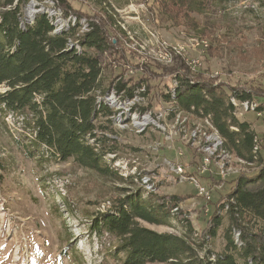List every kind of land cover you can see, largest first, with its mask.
Segmentation results:
<instances>
[{
  "label": "rangeland",
  "instance_id": "rangeland-1",
  "mask_svg": "<svg viewBox=\"0 0 264 264\" xmlns=\"http://www.w3.org/2000/svg\"><path fill=\"white\" fill-rule=\"evenodd\" d=\"M33 1L34 6H27L32 1L24 0L20 9L24 14L26 8V17L22 16L28 22L31 19L27 20L30 6L38 8L37 13L52 12L48 8L55 6L51 0ZM70 1L72 6L87 12L105 6L103 1L109 3L115 12V20L124 32L122 39L125 46L138 55L133 57L134 61L139 62L138 65L119 60V67H106L103 73L105 84L122 71L121 76L125 78L136 80L142 76L148 82L142 81L140 85L144 87L143 95L137 93L139 100L134 105L135 111L134 107L130 108L124 103L126 99L121 96L122 93L108 91L114 93L117 103L120 101V104L110 103L115 113L111 119L119 112L124 122L112 119V127L118 134L109 135L117 138L118 151L115 159L111 161L114 154H107L106 160L123 177L132 176V181L101 177L93 171L75 166L71 161L60 162L44 145L32 144V135L23 126L21 117L0 110V264H120L124 254L114 252L117 239L104 231L95 233L89 224L101 211L108 208L115 210L114 205L120 196H134L139 191H142L140 193L145 201L149 200L147 195L150 194L158 198L181 196L177 206L180 214L177 216L189 219L194 230L200 233L234 183L232 176L252 167L247 162L230 159L229 169L232 172L225 180L213 178L219 179L216 174L219 168L214 163L209 167L211 172L200 176L198 166L201 153L188 137L196 126L206 127L204 118L188 116L182 111L177 117L178 112L174 110L173 104L163 95L171 88L175 78L172 75L149 78V73L142 68L145 64L152 68L155 64L169 66L175 58H180L192 80L199 74L217 76L216 82H223L229 88L235 86L252 90L256 94L255 102L264 105V0H196V6L198 2L201 5L189 10L186 16L184 8L178 11V24H172L164 16L159 8L160 0ZM40 5L48 8H39ZM52 14L53 23L56 19H62L55 24L57 28L76 23L72 16L68 20L60 13ZM79 23L84 28L86 21L82 19ZM191 36L210 41L212 49L192 51L190 54L188 49H180V55H177L175 49L170 47L172 42L183 43ZM164 53L169 54V61L159 59L163 58ZM189 56L199 59V65L191 68L188 65ZM113 58L110 56L107 60L116 65ZM2 89L4 86H0ZM165 107L168 114L174 112V116L162 114L159 126L149 124L140 131L134 126L132 111L139 112L136 114L138 116L147 111L154 115L163 113ZM262 111L257 116L256 111L239 108L235 115L238 120L250 123L259 138L261 154H264V109ZM178 164L183 167L185 174L193 172L199 182L211 191L208 213L203 211L205 201L198 195L196 186L187 180L181 181L174 172L173 167ZM144 178L148 179V184L141 181ZM57 192L66 196L71 213L57 198ZM177 220L178 217L171 221L168 217L163 224L142 220L140 224L157 232L177 234ZM229 226L228 215H221L215 235L208 242L211 250H223L225 234L230 233ZM187 240L191 246L197 245L190 238ZM202 251L198 247L190 250L188 262L203 264L198 258L203 254Z\"/></svg>",
  "mask_w": 264,
  "mask_h": 264
},
{
  "label": "trees",
  "instance_id": "trees-1",
  "mask_svg": "<svg viewBox=\"0 0 264 264\" xmlns=\"http://www.w3.org/2000/svg\"><path fill=\"white\" fill-rule=\"evenodd\" d=\"M53 1L63 16L74 15L76 23L55 31L46 13H37L31 22L21 19L24 0H0V86H4L0 90V110L21 117L23 126L32 135V144L44 145L60 162L71 161L101 177L132 181V176L123 177L106 160L107 154H114L111 161L117 156V138L109 133L118 132L112 127L114 110L102 99L109 89L131 98L142 81L148 82L142 76L136 80L125 78L122 71L105 84L103 73L106 67L120 65L121 60L138 65L133 58L138 55L125 46L124 32L109 3L103 1L105 6L87 12L72 6L70 0ZM159 2L160 10L172 24L179 23L177 13L182 8L186 16L189 10L201 5L198 2L196 6V0ZM82 19L86 21L85 28L79 23ZM110 56L115 57L112 61L116 65L107 60ZM142 69L149 73V78L172 75L176 84L163 94L168 102L188 116L210 115L213 127L223 137L224 150L252 167L232 176L234 183L200 233L189 219L177 216L181 196L158 198L150 194L145 201L142 191L134 196H120L115 210L108 208L98 213L89 223L90 228L117 239L114 252L124 254L120 264H190L187 255L197 247L203 250L198 257L203 264H264V154L254 148L257 134L249 122L238 120L230 101L231 96L237 100H254L256 94L243 87L229 88L223 82H216L217 76L199 74L192 80L180 58H175L169 66L155 64L152 68L145 64ZM263 106L258 103L257 109L263 110ZM56 195L71 213L66 196L61 192ZM225 205L227 208L218 214ZM223 214L229 217L230 233L225 234L223 250L215 252L208 242L214 237ZM168 217L170 221L178 217L177 234L157 232L140 224L141 220L163 224ZM187 238L197 245L191 246Z\"/></svg>",
  "mask_w": 264,
  "mask_h": 264
},
{
  "label": "built area",
  "instance_id": "built-area-1",
  "mask_svg": "<svg viewBox=\"0 0 264 264\" xmlns=\"http://www.w3.org/2000/svg\"><path fill=\"white\" fill-rule=\"evenodd\" d=\"M31 1L32 2H30V3L35 4L33 0H31ZM51 1H52L51 3H54V5L56 4L53 0H51ZM30 3H28L27 6ZM55 6H57V5H55ZM55 6L48 8V7H44L43 5H40L39 8H48V9L52 10V13L62 14L61 9L58 6H57V8ZM37 9L38 8H35V12L32 14L31 17H34L37 14ZM22 15H24V18L26 17V8H25L24 14L21 13V19H24ZM69 16H74V15L69 14L67 16L68 20H69ZM155 32H157V31L155 30ZM135 33H136V29H135ZM158 33L159 32H157V35L160 38ZM160 39L162 40V38H160ZM209 46H210V41H203V40L195 39V38H193V36H191V38L190 37L187 38L185 41H183V43H179V41L175 42V43L172 42V46H170V47H173L175 49L177 55H178L180 49H188L189 54H190V52H192V51H197V50L204 51ZM199 63H200L199 59L193 58L192 56L191 57L189 56V64L188 65H190L191 68L194 65H199ZM173 84H176V81H174ZM138 89H140V91ZM138 89H136L135 94L131 98H126V97H123L121 95L124 99H126V100H124V103L127 104L129 107H134L133 108L134 110H136V107L134 106L136 103V100H139V96H137V93L140 95H143L142 91H143L144 87H141ZM137 90H138V92H137ZM230 101L234 105L236 112H237V109H239V108L243 109L244 111H248V110L256 111L257 116H260L263 112L262 110L257 109L258 104L254 100H231L230 99ZM237 107H239V108H237ZM157 114H159V115H157ZM157 114L154 113V115H153V113L151 111H147V112L142 113L143 118L145 116L150 118L149 121H145V127L149 124L159 126L158 121H159L160 116L162 114L165 116L166 115L173 116V114H168V112L166 111V107L164 108L163 113L158 112ZM205 118L208 122V125L213 126V124L210 120V115H207ZM161 126H162V128H164L163 125H161ZM188 138H189V140H191L193 142V144L197 145V147H198L197 151H199L201 153L200 165L198 166V172H199L200 176L204 175L207 172H211L210 168H209L211 166V163L216 164L217 167L219 168L216 171V174L218 175L219 179H221V180H224V178L230 172H232L229 169V167H227L226 162L223 161L221 149H215V147L212 146L211 143H209L208 139H201V137H199V135H197V133H195V135L194 134L191 135V137H188ZM254 140L256 141L257 148L260 149L259 138L257 137V135L255 136ZM171 166L173 167V165H171ZM173 170L177 174V176L180 177L181 181L187 180L196 186L198 195H200L203 198V200L205 201V204L203 205L204 206L203 211L208 213L209 212L208 204L211 202V191H209V189L206 186L201 184V182H199V180L193 174H185V170H183V167L180 164L174 166ZM175 208H177V207H175ZM226 208H227V205H225V207L223 208L222 211H220V209H219L218 214L223 212L224 209H226ZM237 233H239V232H237Z\"/></svg>",
  "mask_w": 264,
  "mask_h": 264
},
{
  "label": "bare ground",
  "instance_id": "bare-ground-1",
  "mask_svg": "<svg viewBox=\"0 0 264 264\" xmlns=\"http://www.w3.org/2000/svg\"><path fill=\"white\" fill-rule=\"evenodd\" d=\"M32 6H34L32 3H30ZM29 4V5H30ZM52 11V10H51ZM35 12V8L33 9L31 6L28 8V10H27V20L28 19H33V17H31L32 16V14ZM40 12H42V13H46L50 18H52V16H53V14H52V12H43V11H40ZM48 17V18H49ZM31 19H30V22H31ZM72 19V18H71ZM74 19V18H73ZM72 19V20H73ZM60 21H62V19L61 18H59V20H57L56 19V21H55V23H53L54 24V26H55V31H58V30H61L62 28H64V26L63 25H61V26H58V28H57V26L55 25L57 22H60ZM67 25V24H66ZM85 28V27H84ZM54 31V32H55ZM163 49V48H162ZM174 50V49H173ZM171 52V51H170ZM175 53V52H174ZM171 54H173V53H171ZM179 55H180V53H179ZM161 57V56H160ZM160 60H162V61H164V60H166V61H169L170 60V57H169V54H165L164 53V56H163V58H159ZM112 92H114V91H112ZM102 100H104V102L105 103H109L108 105H110V103H115V104H120V101H118V103H117V101L115 100V98H114V93L113 94H111V93H107L104 97H103V99ZM231 100H237L236 98H235V96H231ZM113 105V104H112ZM131 108V107H130ZM174 110L176 111V112H178V114H177V117H180V111L181 110H178L177 109V107H175L174 106ZM135 111V110H134ZM134 111H132V113H134L133 115L131 114V116H132V118H133V124H134V126H136V128L138 127V129H139V131L140 130H143L144 128H145V121H149V119L150 118H148L147 116H145L144 118H143V116H142V114H141V116H138V115H136V114H138V113H136V112H134ZM122 113V112H121ZM171 113H173V115H174V112H171ZM171 113H169V114H171ZM140 114V113H139ZM234 114H236V109H235V111H234ZM121 118H122V116H120V113L118 112V115L117 116H115V117H113V119H117L118 120V122L120 123V122H124L123 121V119L121 120ZM184 121H185V119H183V121H182V123H184ZM204 122H205V125H206V127H199V126H196V128L195 129H193L192 130V132L189 134V137H191V135H195V133H197V135H199V137H201V139H208L209 140V143H211V145L212 146H214L215 147V149H221V153H222V158H223V161H225L226 162V164H227V167H229V162H230V159H236V160H238V161H243V162H245L244 160H242V159H238V158H234L230 153H228L226 150H224V148H223V137H221L220 135H219V133L217 132V130L212 126V125H208V122H207V120H206V118H204ZM255 149H257V146H255L254 147ZM250 164V163H249ZM147 178H144L143 180H141L142 182H144V184L146 183V184H148L147 183ZM150 182V181H149ZM146 187H148V189L150 188L151 189V186L150 185H147ZM173 210H176V208H174ZM235 237L237 238L238 237V233H236L235 232Z\"/></svg>",
  "mask_w": 264,
  "mask_h": 264
},
{
  "label": "crops",
  "instance_id": "crops-1",
  "mask_svg": "<svg viewBox=\"0 0 264 264\" xmlns=\"http://www.w3.org/2000/svg\"><path fill=\"white\" fill-rule=\"evenodd\" d=\"M214 178H217V177H214Z\"/></svg>",
  "mask_w": 264,
  "mask_h": 264
}]
</instances>
